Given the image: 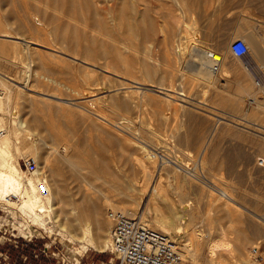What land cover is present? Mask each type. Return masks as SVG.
<instances>
[{
	"label": "rangeland",
	"instance_id": "rangeland-1",
	"mask_svg": "<svg viewBox=\"0 0 264 264\" xmlns=\"http://www.w3.org/2000/svg\"><path fill=\"white\" fill-rule=\"evenodd\" d=\"M16 1L17 0H0V19L4 10L17 8L15 4ZM24 1L34 2L36 0ZM37 1L43 3L45 0ZM219 1L222 2L225 9L217 6ZM252 1L253 0H201L198 9L194 10V13L192 11L193 15L191 16V11L182 14L175 0H138L139 8L148 7L150 9V14L153 16L157 26L156 37L160 42L157 46L153 47L149 46L148 43H142V37H140V35L133 37V44L129 50L130 52H128L129 58L132 57L133 59V61L131 59L130 61L133 63H131V66L128 68L131 74L127 77V80L112 74L108 75L104 80L99 77L100 75H96L99 72L91 78L86 79L82 70V66L86 64L81 62L77 57L74 58V55L68 52L66 42L64 41L65 38H59V35L64 37V26H61V29L57 31L53 30L51 33L45 32L44 34L37 35L35 39H32V43L30 44L35 46L38 52L47 56L45 57V67L47 70L44 71L40 65H37L34 67L35 72L37 74L48 75V77L53 80L43 85H37L43 94L33 92V95L52 103L74 101L72 99H78V101H80L79 97L75 96V93L69 90L68 87L72 89L83 87L84 81L88 83L92 82L100 89L96 96L99 102L96 106L93 105L92 107L95 112H98L107 121L112 123L121 121L122 117L129 120V122L123 123L120 129H116L109 123H105L97 118L94 119L93 123L84 124V113L77 112L76 110H71L69 114L63 115L64 117L61 116V113L59 114V112L50 108H39L36 111V117L39 123L36 125L33 124L31 127L33 134L28 135L31 138L28 136H24L27 137V139L23 137L21 140L23 145L27 146L26 142L30 145L32 143L39 144L36 140L40 139L42 135L44 137L46 133L49 134V130L53 127V130L50 132L54 131L53 135L55 134L54 136L58 137L59 140H55L58 145H61V143L71 145L69 148L70 152L71 149H75L79 153L83 152L84 149L89 150L86 153L87 155H83L87 157V160L90 158L89 162H92V164L94 163L93 165H95V167L98 164L95 163L99 161L97 159L99 155H101L100 158L107 160L109 164L110 175H101L98 180L93 181L94 185L99 187L97 189L95 188L96 190L86 186L76 175H73L74 177H72V180L71 178L66 180L65 175H71V172L63 169L64 173L60 174L59 179H61L68 196L67 204L65 205L67 210L76 208V200L79 202L83 196L82 193H80L82 189H85L86 192L88 191L89 193L87 192V194L91 193L95 196L98 195L97 190L100 189L108 193L110 200L114 203L120 199L116 194L117 191L123 189L137 199L140 195L139 187L145 179V172L150 171L154 176L143 196L140 209H138L139 215H143V219L142 217L139 219L148 220L150 227L157 230L155 226H158L159 222H156V217L165 215L169 221L174 222L175 215L179 212V207L182 206L181 203L188 199L189 208H195L197 213V219L191 225V229L200 233V236L198 238V247L196 246L195 248V244L193 245L195 251H193L192 246L189 245V248H191L194 253L196 261L186 260L185 264H220L218 263L220 261L222 264H225V260L229 262L235 261L234 259L237 257V253L233 251V243H231V246L230 242L237 237V232L230 233L232 228L238 230L241 234V231H245V229L248 230V225L251 223L248 221H253L258 226L262 225V228L264 225L257 217L260 214L264 215V177H262L260 173L248 175L245 164L237 156V152L239 151L247 155H256L259 153L260 142L258 138L264 137V135H262L264 131L239 119L240 113L233 111L230 107L232 105L231 100H215L217 97L221 96L228 98L229 95H237L236 83L225 84L223 81H219V83L216 84L215 90L209 92L211 91H208L209 88H202V84L200 85L193 82L194 84L192 83L191 87L188 88L190 97L194 99L192 106L177 99H172L170 101L158 92H142L138 88L125 89L120 83L125 82L128 86H135L132 81H141L146 84L154 81L164 85L180 86L182 80L179 73L180 71L183 72V69H181V66L176 62L177 59H175L173 47L178 30L179 33L182 31L181 34L184 35L187 31L186 28H188L186 25L195 22L199 28V33H208L207 36L204 35L206 39H201L205 43L201 44L210 49L216 48V42H214V40L216 41L215 37L219 39L227 36L220 34L216 36L215 34L214 37V34L209 35L215 28L234 25L237 27L241 21H244L251 24L252 27L257 28L258 31H263L264 19L262 18H264V13H261V5L259 3L261 1ZM250 2L253 3L251 7L249 4L252 3ZM262 2L264 3V0H262ZM41 3L39 4L40 8L42 6ZM226 5L228 7H226ZM254 5L258 8L254 9ZM25 6L28 7V4H25ZM219 8H221L222 11H220ZM227 8L231 10L227 11ZM252 8L257 12L255 11L253 14L252 12L254 11H252L251 13L253 15H250L249 9ZM47 10L50 11V8ZM55 15L58 17V22L65 23L66 20L61 15ZM191 18L193 21L189 20ZM188 20L189 23L187 22ZM172 26L175 29L173 31ZM188 32L189 34L185 36L188 35L191 38L193 35L190 32L192 31L188 29L187 33ZM189 37L188 41L190 40L192 42L194 38L192 37L193 39L191 38V40ZM236 39L241 38H234L231 43ZM5 43L18 44L19 47H21V41L17 36L0 37L1 49ZM11 53L10 51V54ZM142 60L146 61V64H148L153 71L154 76L149 77L144 73L140 64ZM225 60L227 65L226 69L231 71L232 74L229 72L225 73V75L227 74L229 77L224 78V80L238 78V74L241 71L240 74H250L251 76L249 75V77L252 79V82H259L261 86L264 87V67H261L259 62L255 60L251 54H247L241 59L234 58L227 54ZM26 62L23 52L16 51L15 54L12 53L9 60L4 59L0 54V72L11 77V81L15 84L14 88L16 90L18 89L16 86H20L23 82V72L26 70ZM243 70H245V72ZM184 73L185 80H183V82L186 81V78L190 79L189 76L187 77V71H184ZM183 82L182 84L186 86L187 84ZM195 83L197 86H193L196 85ZM39 90L36 88V91ZM2 91H4V89H0V93H2ZM53 93L56 95L58 94V97H53ZM1 95L3 96V94ZM108 95L115 97L117 99L116 101L119 103L125 101L127 106L126 110L121 109L119 105H115L113 99H108ZM243 101L245 105L244 110L252 117L251 114L253 112L251 109H253L256 104L253 102L250 103L247 97H245ZM184 106H186V109L191 111L194 116L196 115L203 120H207H205L206 125L204 134L206 139L208 136L210 139H207L206 143H204L206 149L201 158L203 160L202 170H200L201 168H199L198 165L201 156L199 148L192 144L188 145L183 143L182 145V142H178L177 139V136L183 135L185 132V128L180 126L182 123L181 115L182 109L185 108ZM0 116L5 118L6 128L8 130L11 129L10 115L0 113ZM250 117L249 120L252 122H262L260 120L261 115H254L252 119H250ZM101 124L108 126L118 138L116 137L117 139H115V137L112 136L110 138L112 140L110 143L107 139L101 138L99 136V127ZM46 127L49 129H46ZM45 137H47V135ZM135 138L144 141V144L151 148L172 150L177 154L174 155L177 160L189 164L187 168L195 169L197 175L195 173L194 175L178 173L179 176L174 178L171 169L168 167L169 165L160 160H156L152 163L146 160L147 162H144L146 167H142L135 159L137 155L136 147H134L136 144ZM129 139L132 141H129ZM34 140L36 142H34ZM55 141L48 139V142L51 143H56ZM101 143L106 145V147H103ZM73 146L75 147L73 148ZM226 149H234L236 154L231 158L233 163L230 170L227 168L226 158L224 157ZM34 155L35 153L30 151L26 158H32L36 161ZM51 155H53V153ZM54 156H56V154H54ZM26 158H19L20 166L24 171L25 169L21 162ZM52 158H50V160H52ZM92 164H90V167L88 166L89 164L81 165V172L87 175V173H89L88 171L94 167ZM63 166L66 167L64 164ZM63 166L56 161H51V167L54 169L58 167L64 168ZM200 171H202V173H200ZM158 175L163 176L161 179L163 190L153 195L155 202L153 205H156L159 209V211H156L152 203H150V197L153 187L157 182ZM87 176L91 178V176ZM179 184L184 185L186 193L190 192L183 198L180 197V192L177 191ZM226 189L231 192L235 199L234 203H229L227 205L229 209L222 207L221 203H223L225 199L218 193ZM14 201L17 204L16 198H14ZM134 205L136 204L133 203V205L128 207L130 209L134 207L135 209L136 206ZM106 211L107 210H105V216L107 218ZM27 215V213L21 212L15 204H7L0 199V264H7L8 261H13L17 256V249L12 247L15 239L28 240L30 238L34 240L37 246H50L49 254L52 258L48 260L44 258L45 260H41L39 262L40 264H119L116 256L110 252V245L103 252L93 250L88 246V248H84V242L79 240L72 241L69 235L61 231L58 226L52 230L46 229L41 227L39 223L35 222L33 219H30V215ZM187 223H189L188 220L185 221V224ZM188 227L189 226H185L183 228L185 238L190 244L192 241L188 236L190 232ZM172 236L174 240L177 239L174 233ZM261 239V237L255 238L254 243L246 246L245 253H247V258L249 257V264H256V262L257 264H264V239ZM210 240H214L218 246L216 253L213 255H211L212 253H210L207 245ZM255 242H258V244L256 245ZM256 246L259 254L258 260L252 258L253 256L250 253L252 248ZM75 257L77 261L74 260ZM17 264L22 263L17 262Z\"/></svg>",
	"mask_w": 264,
	"mask_h": 264
},
{
	"label": "bare ground",
	"instance_id": "bare-ground-1",
	"mask_svg": "<svg viewBox=\"0 0 264 264\" xmlns=\"http://www.w3.org/2000/svg\"><path fill=\"white\" fill-rule=\"evenodd\" d=\"M258 1L262 2V0ZM200 2L201 0H175L180 12L185 14V12L188 13L187 11H191V16L194 10L198 9ZM261 2H259L261 5V13H264V3L262 2L261 4ZM40 3L41 1L37 0L34 2L17 0L15 2L17 8L4 10L0 19V37L17 36L21 41V47H19L18 44L5 43L6 46L4 45L2 49L0 47L1 57L9 60L11 54H15L17 51L23 52L27 61L25 63L26 70L23 72V82L20 86H16V88H18L17 90L14 88L15 84L11 81V77L0 72V89H4V91L0 93V113L9 114L12 125L11 129L8 130L6 128L5 118L0 116V199L7 204H15L21 212L23 211L30 215L31 217L29 218L39 223L41 227L52 230L58 226L61 231L69 235L72 241L79 240L84 242V248L90 247L93 250L103 252L109 245L111 249L110 236L112 232V224L106 218L105 210L114 209L124 212L131 217H137L138 219L142 217L143 219V215H139L138 209H140L143 196L154 175H152L150 171L145 172V179L139 187L140 195L137 197L138 200L124 191V189L117 191L116 194L120 199L115 203L110 200L108 193L100 189L97 190V196L91 193L87 194L88 191L86 192L85 189H80V193H82L83 196L79 202L76 200V208L73 210H67L65 208L68 196L61 179H59L60 174L64 173V170L69 171L71 175H65L66 180L70 178L72 180V177L76 175L86 186L91 189H97L99 187L95 186L93 181L98 180L101 175H110L109 164L107 160L100 158L101 155H99L100 159L97 157L99 161H96L95 164H98L95 167V165H93L94 163L92 164V162H89L90 158L88 157L89 159L87 160V157L84 156L89 150L84 149L83 152L79 153L75 149H71L70 152L69 148L71 145L66 143L58 145L55 141L59 140L58 137H55V134L53 135L54 131L50 132L53 130V127L49 130V134L46 133L47 137H45L46 135L44 137L42 135L40 139L36 140L39 144L32 143L30 145L26 142L27 146L23 145V143H21L23 137L33 134L31 127L33 124L36 125L39 123L36 117V111L39 108H50L59 112V114L61 113V116H63L69 114L71 110H76L77 112L84 113L85 122L82 120L84 124L93 123L94 119L97 118L105 123H109L116 129H120L123 123L129 122V120L122 117L121 121L112 123L107 121L98 112H95L92 107L93 105L96 106L99 102L96 96L100 89L92 82L88 83L84 81L83 87H76L73 89L68 87L69 90L75 93V96L79 97L80 101H78V99H72L74 101L52 103L33 95V92L42 93L37 85H43L53 80L52 78L50 79L48 75L37 74L35 72L34 67L37 65H40L44 71L47 70L45 67V57L47 56L38 52L36 47L30 43H32V39H35L37 35L44 34L45 32L51 33L53 30L57 31L61 29V26H64V37L59 35V38H65L64 41L66 42L68 52L74 55V58L77 57L81 62L86 64L82 66L83 74L86 79L91 78L99 72L96 75H100L99 77L104 80L110 74L127 80V77L131 74L128 68L131 66V63H133L132 57L129 58L128 56V52H130L129 50L133 44V37L140 35V37H142V43H148L149 46L153 47L157 46L160 42L156 37L157 26L153 16L150 14V9L148 7L139 8L138 0H45L41 3V8L39 5ZM25 4H28V7L25 6ZM249 5L251 7L253 3ZM217 6L224 8L220 1ZM256 6L254 9L258 8ZM226 7L228 6L226 5ZM48 8H50V11L47 10ZM221 8H219L220 11H222ZM226 10L230 11L231 9L228 10L227 8ZM249 10L250 15H253L256 11L253 10V8ZM55 14L61 15L66 20L65 23L58 22V17ZM192 18L189 20L193 21L194 18ZM189 20L187 21L188 23ZM186 27H188L186 28L187 31L188 29L192 31L190 33L193 35L191 36L194 40L188 35L185 36L189 34L187 31L184 35L181 34L182 31L181 33H179V30L178 32L174 31L177 32V34L176 36L174 35L175 44L173 46L175 59H177L176 62H178V65L183 69V72L180 71L179 73L182 82L185 80L184 71H187V77L189 76L190 78H186V81L183 82L187 84L186 86L182 84V82L180 86L175 87L173 85H164L154 81H151L152 83L149 84L141 81H132L135 86H128L125 82H121L120 85L125 89L138 88L142 92H158L170 101L172 99H177L192 106L194 99L190 97L188 88L191 87L193 82L200 85L202 84V88H209L208 91L211 90L209 92L215 90L216 84H218L219 81H223L225 84L236 83L237 95L231 96L228 94V98L221 96L217 97L215 100H231L232 105L230 107L233 111L240 113L239 119L264 131V87H262L259 82H252V79L249 77L250 74H240L241 71L240 73L238 72L239 74L237 73L238 78L224 80V78L229 77L227 74L225 75V73H231V71L226 69L225 57L227 54L231 55L229 48L234 38H241L244 40L248 47L247 54H251L254 59L259 62L260 66L264 67V30L258 31L257 28L252 27L251 24L241 21L239 26H237L239 30L237 31L238 28L235 30L238 34H236V32L234 35L227 33L229 35L226 37H218L219 39H217V37H215L216 33L212 31V34H214L216 38V41L214 40V42H216V48H212V50L202 45L205 42L201 39H206L204 35L207 36V32L199 33V28L195 22L189 23ZM172 28V31L175 30L173 26ZM209 35H211V33ZM188 37L192 40V42L189 40L191 43L188 41ZM10 51L12 52L11 54ZM130 59L132 61H130ZM140 64L147 76H154L153 71L149 65L146 64V61L142 60ZM215 64H217L216 69H214ZM243 71L245 72V70ZM197 84L193 86H197ZM36 88H38L39 91H36ZM1 94H3V96ZM53 95V97H58V94L56 95L53 93ZM107 97L110 100L113 99L115 105H119L121 109L126 110L127 106L125 101L119 103L116 101L117 99L115 97L111 95ZM245 97H247L250 103L253 102L256 104L255 107L253 106L254 108L251 109L253 112L251 116L261 115L260 120L262 122L258 121V123H255L249 120L250 115L244 110L245 105L243 100ZM184 107L185 108L182 109V123L180 126L185 128V132L183 135L177 136V139L178 142H182V145L183 143L188 145L192 144L199 148L201 156L198 165L199 168H201L200 170H202L203 160L201 158L206 149L204 143H206L207 139H210L209 136L206 139L204 134L207 120L205 119V121L201 119V117L199 118V116H194L191 111L186 109V106ZM252 117H250V119H252ZM46 129L49 128L46 127ZM99 133V136L105 140L107 139L109 143L112 141L110 139L112 136H114L115 139L118 138L105 124L100 125ZM24 138L27 139V137ZM48 139H52L57 144L48 142ZM135 139L136 144L134 147H136L137 150L135 159L142 167H146L144 162L148 160L151 163L160 160L169 165L168 167L171 169L174 178L179 176L178 173L186 175H194V173H197L195 169H188L187 167L189 164L180 162L175 156L169 160V155L162 152L163 149L151 148L144 144V141L138 138ZM258 140L260 142L259 153L256 155H247L239 151L237 152V156L245 164L248 175L260 173V175L264 177V137H260ZM36 141L34 140V142ZM129 141L132 140L129 139ZM101 145L106 147L103 143H101ZM74 147L75 146H73V148ZM30 151L35 153L34 158L36 157V161L32 158H26ZM52 153L53 155H51ZM54 154H56V156H54ZM235 155L234 149H226L224 152L228 170H230L233 163L231 158ZM20 157H25V160H34L37 168L33 174L21 168L19 163ZM50 158H52V160H50ZM51 161H56L62 166L64 164L66 167L63 166L64 168L58 167L54 169L51 167ZM84 164H89V167L90 164L94 166L88 171L89 173H87L91 178L81 172V165L83 166ZM200 173H202V171H200ZM162 177V175H158L157 182L153 187L150 197V203H152V205L155 204L153 195L163 190L161 185ZM38 183H43L47 186L49 190L47 196L42 197L39 195L37 190ZM95 190L94 192L96 193ZM185 190L183 184L178 185L177 191L180 192L181 198L190 193L189 191H187L189 193H186ZM218 193L225 199V201L221 203L222 207L229 209L227 205L235 202L231 192L226 189ZM14 198L17 199V204ZM133 203L136 204L134 205L136 207L135 209L134 207L130 209L128 206L133 205ZM181 204L182 206L179 207V212L175 215L174 222L169 221L165 215H159L155 219L156 222H159L158 226H155V228L168 235L178 246L180 261L177 264H185L186 260L196 261L194 253L191 248H189V245H191L193 251H195L196 246L198 247V238L200 236V233L191 229V225L197 219L195 208H189L188 199ZM153 208L159 211L156 205H153ZM260 215L257 217L264 223V215ZM186 220H188L189 223L185 224ZM140 221L142 224L150 227L148 220L144 219ZM248 222H251L248 225V230L245 229V231H241V234L238 230L232 228L230 233L237 232V237L231 241L230 244L233 243V246L232 244L231 246L233 247V251L237 253V257H235L234 262L225 260V264H249V257L247 258V253H245L246 246L254 243L255 238L261 237L264 239V225L262 228V225L258 226L253 221ZM185 226H189L188 228L190 229L188 233L189 239L192 241L190 244L184 235L183 227ZM173 233L174 236L177 237L176 240L172 238ZM255 244L257 245L258 242H255ZM207 245L210 253H212L211 255L215 254L218 247L215 241L210 240ZM253 248H257V246ZM250 253L252 254V250ZM74 260L77 261V258L75 257ZM218 263L222 264L221 261Z\"/></svg>",
	"mask_w": 264,
	"mask_h": 264
},
{
	"label": "built area",
	"instance_id": "built-area-1",
	"mask_svg": "<svg viewBox=\"0 0 264 264\" xmlns=\"http://www.w3.org/2000/svg\"><path fill=\"white\" fill-rule=\"evenodd\" d=\"M247 50V44L242 39L234 40L229 48L231 56L237 59L245 57ZM216 68L217 64L214 65V69ZM162 152L169 155V160L177 155L170 149ZM21 163L28 173L33 174L37 168L32 159H23ZM37 190L42 197L49 194L47 186L43 183H38ZM107 219L112 224L110 252L116 256L119 264H177L180 261L176 242L161 231L142 224L137 217L109 209ZM12 247L17 249V256L7 264H40L41 260L52 258L49 254L50 246H37L32 238L15 239ZM251 255L258 260V248H253Z\"/></svg>",
	"mask_w": 264,
	"mask_h": 264
},
{
	"label": "crops",
	"instance_id": "crops-1",
	"mask_svg": "<svg viewBox=\"0 0 264 264\" xmlns=\"http://www.w3.org/2000/svg\"><path fill=\"white\" fill-rule=\"evenodd\" d=\"M236 26L234 25V26H230V27H221V28H215L214 30H213V33H216V34H220V35H229V34H227V33H230V35H234L235 34V32H236V34H238V30H239V28L238 27H236ZM238 28V29H237ZM237 29V31H235ZM234 31V32H233ZM211 34H212V32H210ZM209 33V34H210Z\"/></svg>",
	"mask_w": 264,
	"mask_h": 264
}]
</instances>
